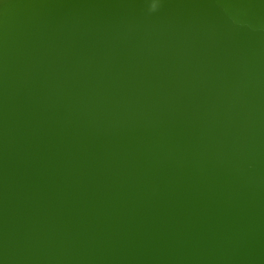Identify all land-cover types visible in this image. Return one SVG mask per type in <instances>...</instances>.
<instances>
[{
    "label": "water",
    "instance_id": "1",
    "mask_svg": "<svg viewBox=\"0 0 264 264\" xmlns=\"http://www.w3.org/2000/svg\"><path fill=\"white\" fill-rule=\"evenodd\" d=\"M0 264H264V0H0Z\"/></svg>",
    "mask_w": 264,
    "mask_h": 264
},
{
    "label": "clouds",
    "instance_id": "2",
    "mask_svg": "<svg viewBox=\"0 0 264 264\" xmlns=\"http://www.w3.org/2000/svg\"><path fill=\"white\" fill-rule=\"evenodd\" d=\"M158 5L156 3L151 4L150 10L155 11L157 9Z\"/></svg>",
    "mask_w": 264,
    "mask_h": 264
}]
</instances>
